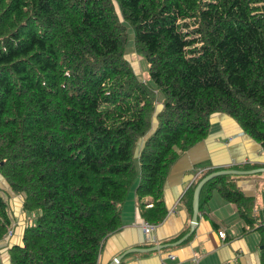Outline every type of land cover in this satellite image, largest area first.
Wrapping results in <instances>:
<instances>
[{
    "label": "trees",
    "instance_id": "obj_1",
    "mask_svg": "<svg viewBox=\"0 0 264 264\" xmlns=\"http://www.w3.org/2000/svg\"><path fill=\"white\" fill-rule=\"evenodd\" d=\"M128 31L151 84L126 58ZM215 113L264 153V0H0V180L38 213L10 264H99L130 193L159 225L168 174ZM255 168L206 169L184 202L212 173ZM254 176L213 178L199 211L213 192L234 205L264 264L258 203L234 183ZM15 219L0 189V240Z\"/></svg>",
    "mask_w": 264,
    "mask_h": 264
},
{
    "label": "crops",
    "instance_id": "obj_2",
    "mask_svg": "<svg viewBox=\"0 0 264 264\" xmlns=\"http://www.w3.org/2000/svg\"><path fill=\"white\" fill-rule=\"evenodd\" d=\"M247 164L264 169V153L260 145L247 136L231 117L215 113L210 116L207 138L182 154L172 166L163 191L167 215L153 232L157 243L145 242L134 194L130 193L122 207L121 227L104 241L99 264H261L260 237L257 232L244 233V225L234 205L213 192L210 201L199 211L197 224L188 239L176 247L157 253H132L113 263L130 249H148L155 245H171L190 230L192 211L184 202L195 183L197 172L220 170ZM255 168V169H257ZM190 176L193 179L190 181ZM236 187L245 197L255 200V214L264 222V173L235 179ZM13 217L21 224L8 240H0V264H10L9 249L21 243L26 216L21 211L19 196L9 194L0 180ZM187 201V200H186ZM224 231L225 239L218 232Z\"/></svg>",
    "mask_w": 264,
    "mask_h": 264
},
{
    "label": "water",
    "instance_id": "obj_3",
    "mask_svg": "<svg viewBox=\"0 0 264 264\" xmlns=\"http://www.w3.org/2000/svg\"><path fill=\"white\" fill-rule=\"evenodd\" d=\"M157 111H158V108H156V112ZM142 143H143V140H141V142H139L138 151H140V149L142 147ZM260 173H264V169H255V170H249V171L224 170V171L212 173V174L206 176L196 185V187L193 191L192 219L190 222V230H189L187 235H185L182 239H180L179 241H177L176 243H173L171 245H155V246L148 248V249H130V250L128 249L125 252H123V254L120 257H118L115 261H113V263L120 261L123 257H125L126 255H129V254H132V253H157V252H160L161 250L167 249L169 247H176V246L180 245L181 243H183L186 239H188L190 237V235L192 234V232L194 231V227L197 224L198 214H199V197H200L201 189L203 188V186L207 182H209L213 178L219 177V176H253V175L260 174ZM192 179H193V177L190 176V181Z\"/></svg>",
    "mask_w": 264,
    "mask_h": 264
},
{
    "label": "rangeland",
    "instance_id": "obj_4",
    "mask_svg": "<svg viewBox=\"0 0 264 264\" xmlns=\"http://www.w3.org/2000/svg\"><path fill=\"white\" fill-rule=\"evenodd\" d=\"M133 46V35L131 31H128V42H127V49L129 50L127 53L126 58L128 59L129 63L131 64L135 74L137 77L142 80V81H148V73H147V66L146 62L143 59V57L137 55L136 53L133 52L132 50ZM149 84H151L150 81H148ZM156 100H160L161 94L158 92L154 93ZM23 214H26L27 217L31 220V224L34 222L36 216L38 215L37 212L33 213H27L24 212ZM25 215V216H26Z\"/></svg>",
    "mask_w": 264,
    "mask_h": 264
},
{
    "label": "built area",
    "instance_id": "obj_5",
    "mask_svg": "<svg viewBox=\"0 0 264 264\" xmlns=\"http://www.w3.org/2000/svg\"><path fill=\"white\" fill-rule=\"evenodd\" d=\"M202 172H197V175L200 176ZM21 199V198H20ZM21 223L20 222H14L11 227L9 228V230L7 231L5 237L2 239V240H8L10 239L13 235H14V232H15V229L20 225ZM155 227L154 225H151L149 223H147L146 221H141V229H142V233H143V237H144V240L146 243L148 244H155L157 243L155 238H154V230H155ZM218 236L220 239H225L226 237V234L224 231H220L218 232Z\"/></svg>",
    "mask_w": 264,
    "mask_h": 264
},
{
    "label": "clouds",
    "instance_id": "obj_6",
    "mask_svg": "<svg viewBox=\"0 0 264 264\" xmlns=\"http://www.w3.org/2000/svg\"><path fill=\"white\" fill-rule=\"evenodd\" d=\"M20 201H21V199H20Z\"/></svg>",
    "mask_w": 264,
    "mask_h": 264
}]
</instances>
